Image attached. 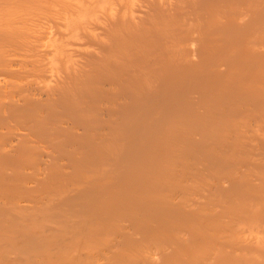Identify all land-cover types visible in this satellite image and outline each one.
I'll return each instance as SVG.
<instances>
[{
    "label": "bare ground",
    "instance_id": "1",
    "mask_svg": "<svg viewBox=\"0 0 264 264\" xmlns=\"http://www.w3.org/2000/svg\"><path fill=\"white\" fill-rule=\"evenodd\" d=\"M0 264H264V0H0Z\"/></svg>",
    "mask_w": 264,
    "mask_h": 264
}]
</instances>
